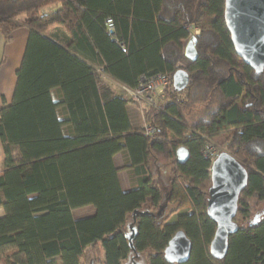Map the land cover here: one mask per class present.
Returning a JSON list of instances; mask_svg holds the SVG:
<instances>
[{
    "label": "trees",
    "instance_id": "trees-1",
    "mask_svg": "<svg viewBox=\"0 0 264 264\" xmlns=\"http://www.w3.org/2000/svg\"><path fill=\"white\" fill-rule=\"evenodd\" d=\"M22 25L29 33L12 101L0 106V264H122L140 256L142 264H264V68L235 52L224 0H0L4 40ZM191 37L194 60L184 54ZM179 68L189 81L176 91ZM157 73L169 76L157 107L114 92L105 77L133 88ZM53 88L60 98L46 104L43 93ZM128 103L152 133L131 125ZM61 105L66 117L52 120L49 110ZM65 125L68 132L55 131ZM208 141L247 171L237 230L221 259L209 252L216 224L206 213ZM181 146L189 153L183 163ZM118 152L137 178L129 191L113 163ZM162 165L169 167L164 199L174 207L159 216ZM85 205L95 213L74 219L71 211ZM178 230L191 254L171 263L163 251Z\"/></svg>",
    "mask_w": 264,
    "mask_h": 264
},
{
    "label": "water",
    "instance_id": "water-1",
    "mask_svg": "<svg viewBox=\"0 0 264 264\" xmlns=\"http://www.w3.org/2000/svg\"><path fill=\"white\" fill-rule=\"evenodd\" d=\"M224 22L230 33L235 52L256 71L264 68V0H224ZM195 38L187 40L184 54L194 60L197 56ZM189 81L185 69L172 75L176 91L183 90ZM189 156L183 146L176 150V158L183 163ZM210 186L206 200V213L216 224L209 243L212 257L221 259L228 249V236L237 230L233 217L237 211L240 191L246 186V168L234 156L222 151L211 162ZM191 241L183 230L176 231L164 248V258L171 263H184L191 254Z\"/></svg>",
    "mask_w": 264,
    "mask_h": 264
},
{
    "label": "crops",
    "instance_id": "crops-1",
    "mask_svg": "<svg viewBox=\"0 0 264 264\" xmlns=\"http://www.w3.org/2000/svg\"><path fill=\"white\" fill-rule=\"evenodd\" d=\"M29 28L26 25H22L11 34L8 40H4L0 33V106L3 103H10L12 101L13 90L16 82V69L18 68L21 58L24 53ZM188 40V39H187ZM185 41V43L187 42ZM111 89L116 92H122L125 84L118 80L105 76ZM60 98V91L58 88H53L43 93V100L46 104H51ZM128 103L127 113L130 123L133 127H141L144 124L143 115L141 110L136 105ZM49 116L52 120L63 119L66 117V110L61 106H57L55 109L49 110ZM56 132L62 133L69 131V125L62 126V129H56ZM3 151L0 142V168L3 160ZM114 166L118 169L117 177L120 187L123 191H129L137 182V178L134 175L131 168H125L124 159L120 152L113 155ZM4 213L0 207V216ZM74 219H79L87 216H91L95 213V207L93 205H85L74 208L72 211Z\"/></svg>",
    "mask_w": 264,
    "mask_h": 264
},
{
    "label": "built area",
    "instance_id": "built-area-1",
    "mask_svg": "<svg viewBox=\"0 0 264 264\" xmlns=\"http://www.w3.org/2000/svg\"><path fill=\"white\" fill-rule=\"evenodd\" d=\"M108 30L112 28L111 19H107ZM100 71V69H99ZM169 85V76L165 73H157L154 75H142L139 77L135 87L129 88L123 86L124 95L132 100H136L142 103L146 107H157L159 100L164 98L167 87ZM144 131L149 134L152 133V127L144 123ZM220 148L217 143L206 142L202 148L203 154L212 162L220 153Z\"/></svg>",
    "mask_w": 264,
    "mask_h": 264
},
{
    "label": "rangeland",
    "instance_id": "rangeland-1",
    "mask_svg": "<svg viewBox=\"0 0 264 264\" xmlns=\"http://www.w3.org/2000/svg\"><path fill=\"white\" fill-rule=\"evenodd\" d=\"M121 93H125L124 91H123V89H122V92ZM126 97V96H125ZM131 105H136V104H131ZM142 105V104H141ZM137 106V105H136ZM142 106H144V105H142ZM140 109V108H139ZM142 113V112H141ZM217 140H219V141H222L223 140V138L222 137H220V138H218ZM218 145H219V148H220V150H221V152L222 151H225V150H223V146H222V144L219 142L218 143ZM164 164L165 162H164V160L162 159H159L158 160V164ZM151 171H154V166H153V163L151 164ZM157 171H158V167H157ZM168 174H169V167L167 166V165H165V166H163L162 165V167H161V169H160V171L156 174L155 173V175H157V176H155V177H157L159 180H161L160 182H161V185H162V187H163V191H162V195H163V198H162V201H161V204H160V213H159V216L160 215H165V214H167L168 212H169V210L171 209V208H173L174 207V204L173 203H171V202H167V200H165L164 198H165V193H166V191L168 190V181H167V177H168ZM261 206V205H260ZM262 207H264V205H262L261 206V208ZM159 208V207H158ZM158 208H156V210H158ZM184 210V208L182 209V211ZM174 220L175 219V217L173 216V217H171V220ZM130 220H131V218H130V216H128L127 217V219H126V223H125V231H126V234L128 235L130 232H131V230H130V226H129V223H130ZM143 256V255H142ZM136 262L137 263H135V262H133V260H132V258H130V257H128L127 259H123L122 261H121V263L122 264H142L143 263V259H142V257L140 256V257H138L137 259H136ZM95 264V263H94Z\"/></svg>",
    "mask_w": 264,
    "mask_h": 264
}]
</instances>
